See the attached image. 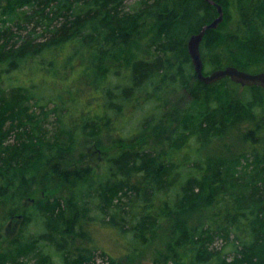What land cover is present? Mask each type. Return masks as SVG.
I'll list each match as a JSON object with an SVG mask.
<instances>
[{"label": "trees", "instance_id": "1", "mask_svg": "<svg viewBox=\"0 0 264 264\" xmlns=\"http://www.w3.org/2000/svg\"><path fill=\"white\" fill-rule=\"evenodd\" d=\"M7 1L34 6L0 30V216L23 221L0 264H95L99 229L132 264L154 245L155 264H264V87L205 84L188 52L217 7ZM214 1L225 17L204 35V67L264 71V0ZM31 100L74 114L63 136L36 134ZM133 116L138 138L108 148L116 120ZM82 144L101 166L75 155Z\"/></svg>", "mask_w": 264, "mask_h": 264}, {"label": "rangeland", "instance_id": "2", "mask_svg": "<svg viewBox=\"0 0 264 264\" xmlns=\"http://www.w3.org/2000/svg\"><path fill=\"white\" fill-rule=\"evenodd\" d=\"M137 0H128L127 6L130 7L136 2ZM33 3H29L26 5H9V2L7 0H0V30L4 29L6 27H9L13 25L17 20L21 19L27 12L32 10ZM234 6L230 5V19L228 26L232 27L235 21V12H234ZM83 65L78 64V67L81 68ZM194 69V66H193ZM213 69L211 67H204L205 72H210ZM239 92L245 93L247 91L246 86L239 85ZM45 99H41L40 102L45 103ZM29 110L28 113L32 116L31 120L33 119V122L36 123V134L39 136L45 137L46 139H51L53 137H61L64 135L63 131V124L62 119L64 121L71 122L72 115H64L61 117V115L56 114L53 111L54 103H51L50 105L42 108L35 104V100H31L28 102ZM144 108H141L139 111H144ZM163 114L166 115V119L170 116V109L169 106H165L163 108ZM135 117H132V120L128 122H124L123 119L116 120L113 130L109 132L112 136L108 137L106 139L108 148H112L111 145H113L111 138L112 137H118L119 134L123 135V132L127 134L128 136H132L131 138H138V127L136 124H134ZM132 132V133H131ZM60 135V136H59ZM9 140L12 141L13 138L9 137ZM96 150L95 146H88L86 144L79 145L77 147V151L75 152V155L81 154L82 152L87 154L84 155V160L86 162H92L96 166H101L100 157L101 154L99 152L94 155L92 153V149ZM85 163V162H84ZM102 169H99V171ZM38 195L40 193V189H38ZM26 208L32 205V199H27L24 201ZM0 211L3 214L2 208ZM0 216V226L2 227V240L0 241V252H2L8 245L9 242L12 240V238L19 232L21 226H22V218L15 217V218H6V220L3 221V218ZM32 227V226H31ZM32 229V228H31ZM115 233L109 230H103L99 229L95 234V245L97 247L96 250H94L93 256L95 257V264H112V256L115 258L116 264H132L130 261H128L127 258V247L125 245H122L121 243L117 242L115 239ZM220 244V242L218 243ZM155 247L154 245L149 251H147L144 255L142 254L139 257H136L134 264H155ZM106 251V252H105ZM118 262V263H117ZM169 264H174L173 262H170Z\"/></svg>", "mask_w": 264, "mask_h": 264}, {"label": "water", "instance_id": "3", "mask_svg": "<svg viewBox=\"0 0 264 264\" xmlns=\"http://www.w3.org/2000/svg\"><path fill=\"white\" fill-rule=\"evenodd\" d=\"M217 7L218 16L210 23L204 25L200 31L194 32L188 39V52L194 66L197 79L205 84H212L223 78L230 79L242 86H260L264 87V71L249 72L239 69L236 66L228 65L224 68H217L208 73L204 71V61L201 53V43L207 29H215L224 20V8L222 4L214 0H208Z\"/></svg>", "mask_w": 264, "mask_h": 264}]
</instances>
